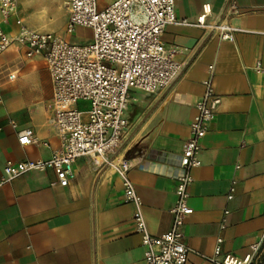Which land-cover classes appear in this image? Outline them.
Listing matches in <instances>:
<instances>
[{
	"label": "crops",
	"instance_id": "crops-1",
	"mask_svg": "<svg viewBox=\"0 0 264 264\" xmlns=\"http://www.w3.org/2000/svg\"><path fill=\"white\" fill-rule=\"evenodd\" d=\"M49 1L18 0L16 15L7 23L0 15V25L14 34L18 17L36 29L28 22L40 19L38 9ZM113 1L97 0V6ZM228 1L174 0L176 17L188 24H169L161 38L168 46L185 48L176 56L183 68L155 93L130 91L128 125L110 155L132 161L128 176L142 199L149 233L169 230L182 145L212 65V87L220 102L200 142L201 164L191 171L188 203L193 211L182 227V240L191 249L187 264H213L206 257L213 254L217 237L222 254L243 258L264 234V72L254 69L264 67V0H234L237 14L227 13ZM205 5L207 24L224 20L237 28L233 41L194 24ZM57 35L67 40L66 34ZM24 53L16 44L0 52V176L7 161L47 160L60 145L50 123L52 83L45 60ZM25 129L38 143H18ZM73 169L66 186L48 167L0 187V264H146L134 208L123 201L113 166H96L84 156Z\"/></svg>",
	"mask_w": 264,
	"mask_h": 264
},
{
	"label": "built area",
	"instance_id": "built-area-1",
	"mask_svg": "<svg viewBox=\"0 0 264 264\" xmlns=\"http://www.w3.org/2000/svg\"><path fill=\"white\" fill-rule=\"evenodd\" d=\"M65 6L66 33L78 26L89 28L90 40L69 42L54 32L31 28L18 17L14 34H8L0 25V52L16 44L24 49L26 57L41 56L45 60L52 83L50 123L60 139L59 148L47 160L7 161L0 176V187L32 170L48 167L53 169L57 183L66 186L74 177V162L84 156L90 157L96 166L111 165L121 180L123 201L134 208L132 219L144 247L145 263L187 264L191 249L182 240V227L186 216L193 211L188 203L191 171L201 164L200 142L220 102L212 87V65L208 66V76L202 81L204 92L195 105L189 136L182 145L176 200L170 209L171 227L162 234L152 235L143 215L142 199L128 176L132 161L110 155L118 148L128 125L125 110L131 100L130 91L155 93L168 87L180 74L183 63L176 56L185 48L168 46L161 36L169 24H188V21L176 17L174 0H114L101 9L97 0H67ZM17 9L18 0H0L4 23L16 15ZM226 10L230 14L240 11L234 0L228 1ZM209 11L205 5L194 24L215 31L222 40L233 41L237 28L224 20L207 24L205 18ZM254 69L264 72V67L258 64ZM8 79L13 80L14 74H9ZM80 100L89 104L84 111L77 107ZM10 124L16 127L12 120ZM18 143L35 144L38 139L25 129L19 132ZM233 190L232 182L228 200ZM227 213L225 209L221 229L225 227ZM221 243L222 238L217 237L213 254L206 257L213 264H264V234L249 246L250 251L243 258L222 254Z\"/></svg>",
	"mask_w": 264,
	"mask_h": 264
},
{
	"label": "rangeland",
	"instance_id": "rangeland-1",
	"mask_svg": "<svg viewBox=\"0 0 264 264\" xmlns=\"http://www.w3.org/2000/svg\"><path fill=\"white\" fill-rule=\"evenodd\" d=\"M34 10L35 8H31ZM38 14L42 15L40 19H30L29 24H32L38 30L52 31L55 34H66L69 42L84 43L90 40L92 31L85 27H76L73 32L66 33L65 18L66 9L63 0H50L45 8H39ZM41 10V11H40ZM77 107L80 110H86L89 107L87 101H79Z\"/></svg>",
	"mask_w": 264,
	"mask_h": 264
},
{
	"label": "bare ground",
	"instance_id": "bare-ground-1",
	"mask_svg": "<svg viewBox=\"0 0 264 264\" xmlns=\"http://www.w3.org/2000/svg\"><path fill=\"white\" fill-rule=\"evenodd\" d=\"M65 8H66V6H65Z\"/></svg>",
	"mask_w": 264,
	"mask_h": 264
}]
</instances>
